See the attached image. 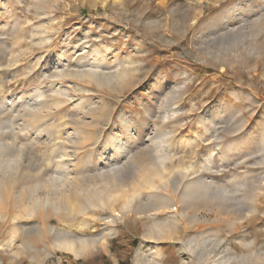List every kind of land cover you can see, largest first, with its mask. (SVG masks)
I'll return each mask as SVG.
<instances>
[{"label": "rangeland", "instance_id": "374dc122", "mask_svg": "<svg viewBox=\"0 0 264 264\" xmlns=\"http://www.w3.org/2000/svg\"><path fill=\"white\" fill-rule=\"evenodd\" d=\"M0 264H264V0H0Z\"/></svg>", "mask_w": 264, "mask_h": 264}, {"label": "bare ground", "instance_id": "6f19581e", "mask_svg": "<svg viewBox=\"0 0 264 264\" xmlns=\"http://www.w3.org/2000/svg\"><path fill=\"white\" fill-rule=\"evenodd\" d=\"M191 192H192V190L189 188V189L187 190V193H188V194H191ZM187 193H186V194H187Z\"/></svg>", "mask_w": 264, "mask_h": 264}]
</instances>
